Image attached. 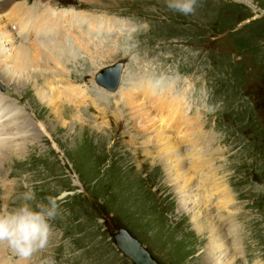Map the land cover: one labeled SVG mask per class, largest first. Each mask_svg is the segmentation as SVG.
Returning <instances> with one entry per match:
<instances>
[{"label":"rangeland","instance_id":"1","mask_svg":"<svg viewBox=\"0 0 264 264\" xmlns=\"http://www.w3.org/2000/svg\"><path fill=\"white\" fill-rule=\"evenodd\" d=\"M62 1L66 4L61 2V8L71 10L74 7L69 0ZM79 1L85 6L74 7L77 11L102 16L105 22L113 20L120 24L123 20L131 21L137 27L126 22L130 29L125 25L123 30H114L113 27L110 32H103L108 36L104 40L106 44L119 46L115 53L109 52L113 47L108 48L110 56L106 59L98 58L95 62L96 50L92 53L94 64L91 53L84 50L78 53L80 57L76 63L72 62L74 58L67 59L65 65L71 71L76 86L85 91L80 85H88L94 76L92 72L96 75L98 69L116 62L126 63L128 75L153 71L159 76L174 78L177 90L184 89L186 96H193L195 101L189 117L191 120L184 121L187 127L182 130L181 151L192 152L189 144L201 131L205 133L208 145L204 152L210 156L211 162L215 161L214 170L218 171L215 174L223 178L218 181L212 179V182L215 185L224 181L234 197V204L228 202V206H233L225 211L230 214L227 217H237L236 226L241 229L237 235L241 238L245 259L241 261L237 255L239 262L237 259L236 262L248 264L249 261L252 264L256 261L255 256L263 261L264 241L260 249L258 234L262 239L264 111L259 104L264 101V19H259L261 15L256 16V12L250 11L247 5H237L235 3L238 2L233 0H198L195 14L188 16L170 11L165 0ZM249 1L256 9L264 10V0ZM36 2L27 0L31 7ZM249 17L258 19L250 20L253 23L238 28V32L233 31ZM87 32L94 41L98 40L95 31ZM121 32L123 35L118 36ZM99 47L96 45V49ZM43 73L33 74L35 78L38 76L40 87H45L51 74L48 72L46 78ZM27 75L31 77V74ZM24 81L30 79L25 77ZM92 81L96 84L94 79ZM0 84L1 93L6 92L9 99L16 101L15 112L18 109L21 115L11 131L21 130L24 127L20 125L21 121L26 123L25 127L31 128V132L28 129L23 131L28 132L24 135L26 140L20 142L21 136L17 135L19 138L13 141L14 144H25L23 155L16 153L15 145L11 150L10 146L3 148L10 152L2 151L7 157L4 163L9 165L5 166V172H0V180L7 179L13 190L5 200V188L0 181V209L15 206L17 198L27 188L35 191L37 199L57 196L61 216L52 222V240L47 250L54 255L56 264H132L115 246L114 235L120 229L135 236L158 264H212L208 251V236H211L208 223L212 216L213 221L219 223L224 211L212 205L210 208L197 205L191 210L192 214H188L181 208L175 184L179 188L182 182L173 179L170 183L165 166L150 156L149 153L155 149L147 145L151 143L149 135L153 134L143 132L136 125L125 101L109 100L102 108L95 101L92 105L88 99L87 104L96 110L93 108L83 116L78 115L79 112L89 108L83 106L77 110L64 103L60 113L62 117L55 118L51 110L38 103L33 85L21 88L14 84L7 86L1 78ZM223 86L229 87L227 90L234 94L219 93L218 88ZM260 89L261 96L256 99L255 94ZM44 91L49 95L47 86ZM225 104L227 112L223 109ZM118 108L123 112L121 119L111 114ZM98 113L104 118L108 115L107 119L111 121L106 123L107 120ZM5 121H1L4 127L10 123L4 124ZM39 124L46 127V135L41 133ZM1 131L4 128L1 127ZM171 136L176 137V132ZM215 138L224 148L220 144L214 145ZM210 142L212 147L208 151ZM218 152L221 157L211 158ZM217 160H221L222 165ZM193 175V172L188 174L187 179ZM199 182L196 184L201 186L203 182ZM197 188L194 186L198 195L200 189ZM207 202L208 199L204 204ZM197 213L200 214L202 231L193 224V216ZM7 252L5 255L10 263L16 264L18 258ZM229 254L233 256L230 251ZM40 259V255L31 258L35 264H40Z\"/></svg>","mask_w":264,"mask_h":264},{"label":"bare ground","instance_id":"2","mask_svg":"<svg viewBox=\"0 0 264 264\" xmlns=\"http://www.w3.org/2000/svg\"><path fill=\"white\" fill-rule=\"evenodd\" d=\"M96 16L84 11L61 9L52 6L48 1L45 5L35 6L33 10L26 7L23 3H15L7 10H3L2 16H0V78L4 79L7 86H9L8 84H14L21 88L22 86L33 85L38 103L51 110L55 118L62 117V114L60 113L63 112L62 106L64 103H70L73 107H76L77 110L86 106V102L83 100L86 97V90L84 91L83 89L78 88L76 84L71 85L69 88L67 84L64 85L61 82L63 78L58 76V72L62 73L58 68V66H60L59 64H62L63 61L67 62V59L69 60V58H74L72 62L76 63L80 57H78V53L83 50L87 53H91L90 58L92 64L99 60L98 58L106 59L107 56H110L109 52H118L119 46H115V44H106L107 41L105 42L104 40L108 38V36L106 37V33L100 32V28L104 32L105 30L110 32L113 27L115 28L114 30H116V28H118L117 30H123V26H127V29L131 28H129L128 24L124 21L120 20V24L113 20H107V22H105L104 17ZM5 22H14L16 26L15 28L10 29ZM84 23H87L90 30L97 33L99 38L98 40L96 39V43L87 37V33L81 30H86L83 25L78 26L81 29L77 30V36L75 35L74 30L76 29V26ZM38 28L40 31L46 29L52 33V38H49L48 40L35 39L33 41H28L30 32L36 34ZM11 30L16 32L11 33ZM124 30L126 29L124 28ZM20 32L22 34L21 37L24 39V44H18L16 41ZM119 35H123V32L118 34V36ZM63 44H67L70 50L73 49L72 52L70 50H63ZM96 45L100 46L99 49H96ZM110 47H113V49H109V52H107ZM94 50H96L95 62L92 59L94 58V55H92ZM69 53H71V55ZM78 64L79 63L77 62V65ZM56 69H58V72H56ZM43 70L45 74L43 73ZM39 71L46 75V78L49 76L48 72L51 73L48 82L46 81L45 83V87L47 86L50 90L49 95L44 91L45 87L38 86V76L35 78L33 75L35 72H38L39 74ZM27 74H31V77ZM91 75L95 76L94 72H92ZM25 77H28L30 81H24ZM127 77V75L124 76L122 86L116 93H109L99 89L100 87L92 81L91 84H94L92 85L94 89H91V92L94 94V101L102 108L103 105H105V102H108L109 100L116 99L123 102L125 101L126 107H130L131 109V119L136 121V125L141 128L143 132L153 134V136L149 135L151 143L147 146H152L155 151L150 152L149 154L152 158L158 159V161L160 160L161 164L165 166L170 183H172L173 179L182 182L179 188L177 184H175V187L180 196L181 208L186 213L192 214L191 210L193 211L197 205L200 208L204 206L205 208H210L212 205L214 208H218L219 211H224L223 217L219 220V223L215 220L213 221V216L210 217L209 215L211 220L208 223V226L210 227L209 232H211V236H208V251L210 257L212 256V264H237L236 259L239 262L237 255L241 256L244 252L241 245V238L237 235L240 234L241 229L236 226L237 217H227L230 214L225 211L231 206H228V202H233L234 204V197L231 194L229 186L224 184V181L216 183L215 185L212 182V179L218 181V179L223 180V178H220L215 174V172H218L215 171L216 169L214 168L215 161L211 162V160L208 159L210 156L204 152L208 145V139L206 138L205 133L201 131L200 134H198L189 144L190 147H192V152H187L186 150L181 151L180 144L184 137V132L182 133V130L187 127V125L184 124V121H188L186 115L187 112H190L191 106L193 105L190 101L187 107L186 105L183 106L182 102H187L185 90H177L178 87L175 80L165 76L159 78L152 75L151 77H143L140 79L132 78L131 80H127ZM133 81H136L138 84H133V88L130 89L129 84ZM95 87L100 90V92H98ZM20 91L23 92L22 89H20ZM126 92H128V94L125 97ZM15 102L16 101L13 99H9L6 93L2 94L0 90V106H5V108H3L5 109L4 111H10L7 113V121H5L4 124H7L9 121L10 123H8L6 127L1 125L5 132H0V172H3V170L5 172V166L9 165L4 163L7 157L2 151L7 153L10 152L3 148L10 146L9 150H11L13 145H15L14 148H17L16 153L18 155H23L25 152L23 146L25 144L19 142L14 144L13 141L16 138H19L17 135L21 136L20 142L24 141L26 140L24 135L28 132L24 133L23 131H27L28 129V131L31 132L30 126L25 127L26 123L24 121H21L20 125L25 128L21 126L22 129L16 133L11 131L12 125L15 124L16 119L19 120V117L21 116L18 114V109H16L15 112ZM6 103L8 104V107L6 106ZM150 106L153 107L151 108ZM133 109L135 111H133ZM88 110H93L92 106H90ZM154 112H159L160 117ZM112 113L119 119L123 117V112L120 111L119 108L115 109L114 112L112 111ZM3 120L4 118L0 111V122ZM20 120H22V117ZM38 126L41 133L45 135L48 133L45 126L42 124H39ZM201 126L203 127V125ZM173 132H176L177 135L174 138L171 136V133ZM38 135L40 136V133H38ZM17 140L19 141V139ZM211 143L212 142L209 143V147L207 148L208 151H210L212 147V145H210ZM216 154L220 155V152ZM216 154L211 155V158H216ZM191 171L194 175L187 179L188 174L192 173ZM194 177L197 179L195 180ZM13 181L15 180L13 179ZM196 181H200L199 183L203 182V184L199 186L196 184ZM1 185L5 188L6 196L4 199L8 200L12 194L13 187L9 184L7 179L2 180ZM194 186H197V189H200L198 195L195 193ZM204 191L207 192H205V195H203ZM207 199L208 202L205 205L204 201ZM193 218V224L198 226V231H202L201 229L203 227L199 223L200 214L197 213ZM227 223H229L228 226H226ZM6 251L7 250H0V264H11L7 255H5ZM229 251L233 256L229 254Z\"/></svg>","mask_w":264,"mask_h":264},{"label":"clouds","instance_id":"3","mask_svg":"<svg viewBox=\"0 0 264 264\" xmlns=\"http://www.w3.org/2000/svg\"><path fill=\"white\" fill-rule=\"evenodd\" d=\"M166 7L184 16L193 15L198 0H165ZM61 216L57 196L37 199L36 193L27 188L11 208L0 209V250H7L21 262L40 255V264H56L54 255L47 253L53 221Z\"/></svg>","mask_w":264,"mask_h":264},{"label":"water","instance_id":"4","mask_svg":"<svg viewBox=\"0 0 264 264\" xmlns=\"http://www.w3.org/2000/svg\"><path fill=\"white\" fill-rule=\"evenodd\" d=\"M115 77L119 78V69L115 68ZM113 71L110 69L108 72L102 73L99 81L103 83V78ZM121 243V250L131 258L136 264H156L155 261L152 260L151 256L149 255L148 251L144 250L141 245L134 239L124 238L120 241Z\"/></svg>","mask_w":264,"mask_h":264}]
</instances>
